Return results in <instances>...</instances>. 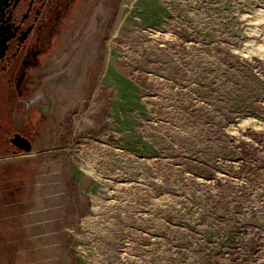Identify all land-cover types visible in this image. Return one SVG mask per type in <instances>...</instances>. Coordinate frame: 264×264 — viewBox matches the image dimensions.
Segmentation results:
<instances>
[{
  "label": "rangeland",
  "instance_id": "rangeland-1",
  "mask_svg": "<svg viewBox=\"0 0 264 264\" xmlns=\"http://www.w3.org/2000/svg\"><path fill=\"white\" fill-rule=\"evenodd\" d=\"M256 8L86 0L30 96L41 137L0 160V264H264V134L229 132L264 122Z\"/></svg>",
  "mask_w": 264,
  "mask_h": 264
},
{
  "label": "flooded vegetation",
  "instance_id": "flooded-vegetation-1",
  "mask_svg": "<svg viewBox=\"0 0 264 264\" xmlns=\"http://www.w3.org/2000/svg\"><path fill=\"white\" fill-rule=\"evenodd\" d=\"M86 0H8L0 16V160L30 151L46 121L42 107L29 121L56 45ZM18 115V116H17ZM20 117V118H18ZM24 139V140H23ZM26 140V141H25Z\"/></svg>",
  "mask_w": 264,
  "mask_h": 264
},
{
  "label": "bare ground",
  "instance_id": "bare-ground-1",
  "mask_svg": "<svg viewBox=\"0 0 264 264\" xmlns=\"http://www.w3.org/2000/svg\"><path fill=\"white\" fill-rule=\"evenodd\" d=\"M242 21L246 24L248 38L239 54L250 60L255 57L264 60V12L256 8L251 13L243 14ZM247 128L264 134V122L254 118L239 121L237 127L230 128L229 132L239 139L242 137L241 132Z\"/></svg>",
  "mask_w": 264,
  "mask_h": 264
},
{
  "label": "water",
  "instance_id": "water-1",
  "mask_svg": "<svg viewBox=\"0 0 264 264\" xmlns=\"http://www.w3.org/2000/svg\"><path fill=\"white\" fill-rule=\"evenodd\" d=\"M8 0H0V16L2 14L3 6L6 5ZM24 140V139H23ZM26 141V140H25ZM23 151L28 152L30 151V148L28 146L26 147H20Z\"/></svg>",
  "mask_w": 264,
  "mask_h": 264
}]
</instances>
